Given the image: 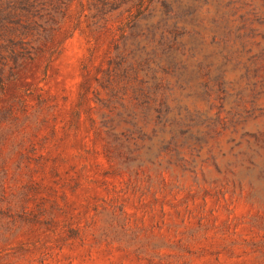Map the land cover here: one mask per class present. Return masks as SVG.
I'll return each instance as SVG.
<instances>
[{
	"label": "rangeland",
	"instance_id": "rangeland-1",
	"mask_svg": "<svg viewBox=\"0 0 264 264\" xmlns=\"http://www.w3.org/2000/svg\"><path fill=\"white\" fill-rule=\"evenodd\" d=\"M173 11L0 40V264H264V0Z\"/></svg>",
	"mask_w": 264,
	"mask_h": 264
},
{
	"label": "trees",
	"instance_id": "trees-1",
	"mask_svg": "<svg viewBox=\"0 0 264 264\" xmlns=\"http://www.w3.org/2000/svg\"><path fill=\"white\" fill-rule=\"evenodd\" d=\"M74 0H0V40L15 47L22 45L23 40L32 35L36 28H49L63 19ZM182 0H88V9L94 24L105 23L115 15L117 24L124 40H135L148 36L176 18L173 11L175 3ZM158 6L161 9L156 15ZM176 28V24L172 25ZM1 48V47H0ZM14 55V50H12ZM17 56V54H15ZM123 61H121L122 64ZM122 69L126 76L127 68ZM0 69V88L4 85V76ZM125 79V78H124ZM110 92H112V87ZM155 92H150V86L143 80L139 82L137 97L141 107L147 111L151 103H155ZM165 104V103H164ZM158 113H161L159 110Z\"/></svg>",
	"mask_w": 264,
	"mask_h": 264
}]
</instances>
